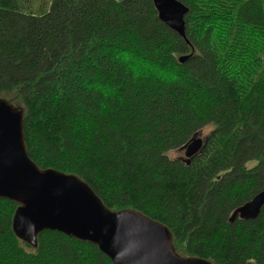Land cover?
Segmentation results:
<instances>
[{
  "label": "trees",
  "instance_id": "1",
  "mask_svg": "<svg viewBox=\"0 0 264 264\" xmlns=\"http://www.w3.org/2000/svg\"><path fill=\"white\" fill-rule=\"evenodd\" d=\"M177 1L188 42L152 0H0V99L23 111L39 168L165 225L179 256L264 264V206L229 222L264 191V0ZM17 207L0 200V264H112L58 232L18 240Z\"/></svg>",
  "mask_w": 264,
  "mask_h": 264
},
{
  "label": "water",
  "instance_id": "2",
  "mask_svg": "<svg viewBox=\"0 0 264 264\" xmlns=\"http://www.w3.org/2000/svg\"><path fill=\"white\" fill-rule=\"evenodd\" d=\"M161 23L186 42L189 9L176 0H152ZM189 57H182L184 63ZM206 140L195 135L181 151L190 159ZM0 199L18 205L12 228L16 237L35 246L48 230L98 246L113 264H210L177 257L167 227L135 210L111 212L78 177L41 170L29 158L23 111L0 100ZM264 206V191L232 214L230 223L255 220Z\"/></svg>",
  "mask_w": 264,
  "mask_h": 264
},
{
  "label": "bare ground",
  "instance_id": "3",
  "mask_svg": "<svg viewBox=\"0 0 264 264\" xmlns=\"http://www.w3.org/2000/svg\"><path fill=\"white\" fill-rule=\"evenodd\" d=\"M177 1V0H176ZM153 2V1H152ZM179 2V1H178ZM181 3V2H180ZM181 4H183V3H181ZM154 5V4H153ZM184 5V4H183ZM185 6V5H184ZM155 7V6H154ZM186 7V6H185ZM188 8V7H187ZM156 9V8H155ZM189 9V8H188ZM157 11V10H156ZM158 13V12H157ZM159 18V17H158ZM186 24V23H185ZM166 26V25H165ZM167 27V26H166ZM168 28V27H167ZM0 100H4V99H0ZM6 101V100H5ZM8 102V101H7ZM9 103V102H8ZM11 104V103H10ZM16 107V106H15ZM18 108V107H17ZM19 110H21L20 108H18ZM22 111V110H21ZM23 117H24V114H23ZM195 135H201V138L202 139H204V140H206V142H207V137L206 136H203V133H198V134H195ZM194 135V136H195ZM193 136V137H194ZM192 137V138H193ZM24 141H25V137H24ZM206 142H205V146H206ZM26 145V144H25ZM185 146V145H184ZM183 146V147H184ZM204 146V147H205ZM182 149V148H181ZM181 149H180V151L179 152H183L184 153V160H185V162L187 163V164H189L187 161V159H186V157H185V152L184 151H181ZM204 149V148H203ZM202 149V150H203ZM202 152V151H201ZM200 152V153H201ZM200 153H198L197 155H199ZM197 155H195V156H197ZM195 156H193V157H195ZM192 157V158H193ZM192 158L190 159V162H191V160H192ZM31 160V159H30ZM32 161V160H31ZM33 162V161H32ZM34 163V162H33ZM35 164V163H34ZM36 165V164H35ZM37 166V165H36ZM38 167V166H37ZM39 168V167H38ZM39 169H41V168H39ZM41 170H52V169H41ZM55 172H56V170H54ZM57 172H59V171H57ZM59 173H61V172H59ZM64 174V173H63ZM65 175H67V174H65ZM73 176H75V175H73ZM77 177V176H76ZM79 178V177H78ZM80 179V178H79ZM81 180V179H80ZM83 181V180H82ZM84 182V181H83ZM86 183V182H85ZM87 184V183H86ZM88 185V184H87ZM89 186V185H88ZM90 187V186H89ZM91 188V187H90ZM96 195V194H95ZM257 195V194H256ZM255 195V196H256ZM97 196V195H96ZM98 197V196H97ZM99 198V197H98ZM0 200H3V199H0ZM4 201H9V202H12V201H10V200H4ZM102 202V201H101ZM249 202V201H248ZM12 203H14V202H12ZM14 204H16V203H14ZM246 204V203H245ZM18 207H17V209H16V211H15V213H14V215L16 214V212H17V210L20 208V205H18V204H16ZM105 206V205H104ZM243 206V205H242ZM106 207V206H105ZM107 208V207H106ZM240 208V207H239ZM108 209V208H107ZM110 210V209H109ZM237 210V209H236ZM235 210V211H236ZM111 211V210H110ZM123 211H125V210H123ZM111 212H113V211H111ZM119 212H121V211H119ZM138 212V211H137ZM114 213H117V212H114ZM234 213V212H233ZM232 213V214H233ZM142 214V213H141ZM145 216V215H144ZM232 216V215H231ZM231 216H230V218H231ZM147 217V216H146ZM13 218H14V216H13ZM149 218V217H148ZM230 218H229V222H230ZM151 219V218H150ZM153 220V219H152ZM239 220V219H238ZM155 221V220H154ZM157 222V221H156ZM12 223H13V221H12ZM159 223V222H158ZM161 224V223H160ZM231 224H233V223H231ZM163 225V224H162ZM163 226H165V225H163ZM166 227V226H165ZM13 229V228H12ZM168 229V228H167ZM169 230V229H168ZM45 231H48V230H45ZM45 231H43V232H45ZM43 232H41V233H43ZM169 232H170V230H169ZM13 233H14V231H13ZM40 233V234H41ZM40 234H38V235H40ZM170 234H171V232H170ZM38 235L36 236V240H37V237H38ZM172 235V234H171ZM16 236V235H15ZM173 237V236H172ZM18 240H20L18 237H16ZM71 239H73V238H71ZM77 240V239H76ZM20 241H22V240H20ZM79 241V240H78ZM22 242H24V241H22ZM24 243H26V242H24ZM26 244H28V243H26ZM89 244H91V243H89ZM29 246H31V247H37V243H36V245L35 246H32V245H30V244H28ZM91 245H93V244H91ZM172 245H173V240H172ZM93 246H96V245H93ZM96 247H98V246H96ZM99 249V248H98ZM173 249H174V247H173ZM174 251H175V249H174ZM101 252V251H100ZM102 253V252H101ZM175 253H176V251H175ZM105 255V254H104ZM176 255H177V257H179V258H181V259H187V258H184V257H181V256H179L177 253H176ZM106 256V255H105ZM107 257V256H106ZM108 259H109V257H107ZM191 258H196V257H191ZM199 259H201V258H199ZM110 260V259H109ZM111 261V260H110ZM112 262V261H111ZM210 263V262H209ZM113 264V263H112ZM210 264H212V263H210Z\"/></svg>",
  "mask_w": 264,
  "mask_h": 264
},
{
  "label": "rangeland",
  "instance_id": "4",
  "mask_svg": "<svg viewBox=\"0 0 264 264\" xmlns=\"http://www.w3.org/2000/svg\"><path fill=\"white\" fill-rule=\"evenodd\" d=\"M209 131H210V130L206 128V129L204 130L205 133H203V136H206V135H207L206 133H208ZM175 154H177V153H174V154L172 153L170 157H171V158H175V157H176ZM253 164H254V163H250L249 165L252 166ZM252 264H253V263H252Z\"/></svg>",
  "mask_w": 264,
  "mask_h": 264
}]
</instances>
